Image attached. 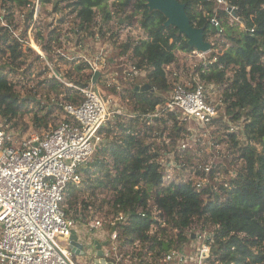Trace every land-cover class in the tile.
Wrapping results in <instances>:
<instances>
[{"label": "trees", "instance_id": "trees-1", "mask_svg": "<svg viewBox=\"0 0 264 264\" xmlns=\"http://www.w3.org/2000/svg\"><path fill=\"white\" fill-rule=\"evenodd\" d=\"M109 1L37 0V3L40 6L51 5L54 12L60 11L59 4L64 3L63 8L69 10L67 16L73 18L80 33L98 24L96 12L103 15L104 23L109 22L112 16L108 11ZM112 1L118 13H128V16L120 18L123 24H118L126 27L138 25L144 36L138 41L134 39L132 43H125L113 59L116 63L113 67L120 64L123 50L130 51L129 59L139 71L145 72V84L149 85L150 90L134 91L136 86L126 85L128 82L121 80V70H117L122 90L125 87L124 91L129 92V98L134 102L133 114L139 117L120 123L121 116L115 115L113 125L101 130L105 136L103 143L96 148L92 162L85 169H80L82 184H70L67 187L63 202L65 216L68 218L69 209L78 203L81 193L90 192L93 195L95 190L104 189L110 193V199L103 200L100 208L107 205L109 213L128 214L127 221L119 230V239L127 245L135 241L143 244L162 243L167 239L164 235L166 230L163 229L161 241L157 236H148V231L155 223L149 215L151 206H154L163 212L165 224L178 230L177 236L180 239L187 237L188 231H193L195 227H214L210 259L212 264H264V0H223L234 9V18L240 23L233 20L230 22V15L216 7L214 0H181L191 26L203 29L206 41L212 36L225 41L222 43L223 51L210 55V60L216 58V62L208 64L205 69L199 66L196 72L202 81L223 90L225 115L234 123L244 121L242 132L245 141L242 145L238 147L235 137L229 136L243 162L235 171V183L226 190L222 189L224 200L209 189L196 192L190 184L161 187L162 174L154 161L161 151L165 153L166 150L151 153V148L156 147L154 141L158 136L151 132L160 128L161 131L168 129L170 123V146L175 161H178L177 140L181 134H187L188 125L177 120L172 113L163 114L160 118L144 117L167 100L170 91L165 67L175 63V52L193 53L195 49L188 45L186 37L178 29L165 26V16L157 10H149L145 0ZM0 8L6 13V22L12 21L17 10L29 8L27 21L30 22L34 5H31L30 0H0ZM214 14L219 21L218 27L210 22ZM242 24L243 28L240 29L239 25ZM28 27L29 24L24 27L23 37ZM48 36L43 51L48 61H52V40ZM0 40L3 43L0 45V53L8 54L7 66L12 70L11 64L15 65V61L22 57L20 44L23 38L8 41L7 33H4L0 35ZM4 67L0 68V116L10 121L20 115L21 97L8 81ZM47 84L53 92L61 89L63 100H69L70 104L78 105L82 100L72 99L73 90L56 79H50ZM74 85L78 88L88 87V83L74 82ZM115 130H119V134L112 137V134H116ZM254 142L261 144V151L252 145ZM185 161L188 162L187 158ZM65 205L68 206L67 210L64 209ZM81 205L82 212L87 211L89 203L82 202ZM142 211L147 212L145 217L141 216ZM161 243L160 250L163 252L165 249ZM172 243V240H168L169 247Z\"/></svg>", "mask_w": 264, "mask_h": 264}, {"label": "built area", "instance_id": "built-area-1", "mask_svg": "<svg viewBox=\"0 0 264 264\" xmlns=\"http://www.w3.org/2000/svg\"><path fill=\"white\" fill-rule=\"evenodd\" d=\"M214 1L216 7H222L230 15L227 11L229 6L223 0ZM232 20L240 23L230 15ZM210 22L215 27L219 26L216 14ZM131 29L127 27L124 30ZM141 34L143 36L142 31ZM140 39L136 38V41ZM200 56L204 58V54ZM119 60L120 64L116 67L121 70L124 83L143 74L129 57ZM212 62H216V58L208 63L203 61L199 66L205 69ZM97 71H100L98 67L91 68L92 75ZM100 73L98 79L107 81L104 83L105 90L122 91L117 71L106 69ZM98 83L97 80L93 85L90 80L86 88L75 87L82 94L81 102L64 105L63 111L68 119L42 137L33 134L27 141L16 144L0 123V264H75L70 256L74 254L69 240L72 234L77 236L76 243L82 246L80 256L87 264H93L95 258L94 240L107 242L101 250L103 258L112 264H152L154 259L156 264H207L211 259L214 227H195L193 231H188V241L177 243L178 230L169 228L163 212L154 206H151L149 215L155 223L148 236H157L161 241L163 229L167 239L162 243L135 241L130 245L134 247V255L122 252L127 243L119 239L120 226L127 221L128 214L118 213L106 220L95 217L80 227L65 216L63 202L67 187L82 184L80 169H85L92 162L96 148L103 143L101 130L113 122L115 115L127 119L139 117L109 111V101L101 95ZM188 84L174 83L164 105L157 106L153 113L144 116L151 119L172 113L177 120L188 125L187 134H181L177 140L179 160L175 161L172 151H161L154 161L162 174L161 187L190 184L196 192L209 189L224 200L223 190L230 188L237 179L235 163L238 168L243 162L234 141L239 143L238 147L245 141L242 132L244 121L234 123L225 115L223 90L202 81L196 71ZM204 130L207 131L205 141L200 134ZM230 135L235 137L234 141ZM200 141L204 145H200ZM192 147L194 150L191 153ZM198 148L201 151L204 148L203 157L198 154ZM191 157L202 159V163L198 160L197 164L191 165ZM213 158L216 160L212 161ZM213 170L214 174L210 175ZM175 171L183 176H176L179 174ZM166 176L171 180L168 183L164 179ZM146 215L147 212H141L142 217ZM168 240L173 242L170 247ZM62 242H66L70 251L60 245ZM159 243L166 250L161 252ZM143 246L144 250L140 249ZM86 253H90V258H86Z\"/></svg>", "mask_w": 264, "mask_h": 264}, {"label": "rangeland", "instance_id": "rangeland-1", "mask_svg": "<svg viewBox=\"0 0 264 264\" xmlns=\"http://www.w3.org/2000/svg\"><path fill=\"white\" fill-rule=\"evenodd\" d=\"M30 1L31 5H34L30 22L27 21V12L29 8L17 10L11 18V22L5 21L4 15H6V13L0 8V35L7 33L8 41L20 37L23 38V42L20 44L22 57L15 61V65L11 64L12 70L7 66L9 65L8 54L3 52L0 53V68L5 65L4 73L8 81L13 85L15 91L21 97L20 115L10 121L2 119L0 116L2 128L6 134L11 135V139L16 144L27 141L33 134L42 137L61 122H64L67 118L63 111V106L71 102L69 100H63L64 95L61 89L56 92L51 91L47 81L56 79L66 88L73 90L71 94L72 99L76 100V98H81L82 94L75 89L76 86L74 82L89 83L91 68L93 67H98L103 73L106 69L107 71L116 72L118 67H113L116 64L113 62V59L121 52L122 46L125 43H132V40L136 38L144 37L141 34L142 30L137 28L138 25L137 27L133 26L131 30L126 32L124 30L126 26H120L118 24L121 21L120 18H124L125 15L128 16V13H118L113 4L114 1L112 0L108 2V11L112 15L109 22L104 23L102 21L103 15L100 12H96V21L98 24L96 23L89 31L80 33L73 18L67 16L69 10L63 8L65 5L64 3L59 4L60 11L54 12L51 5L40 6L37 0ZM216 11H218L217 8ZM27 24H29V27L23 37L22 32ZM239 28L242 29L243 24L239 25ZM47 36L48 38L51 37L52 40L50 44L52 61H48L45 51H43ZM207 41L211 45V49L207 53H198L197 51L193 53L175 52V63L165 67L169 88L168 91L171 90L174 83L189 85L188 83H191L197 67L203 61L208 63L211 53L224 50L222 43L225 41L217 36L209 37ZM2 44L0 40V45ZM100 53H102V57ZM200 54H204V58H202ZM82 57L85 59H82ZM120 57H130V51L125 52L123 50ZM262 63L264 64V59ZM78 67L81 68V70H79ZM100 71L97 72L100 73ZM144 75L145 72L126 85L140 86L145 83L146 79L143 78ZM103 77L104 76L101 78ZM98 82V86L102 92L101 95L109 101V111L113 112V114L117 111H119L120 114L127 115L135 113L133 112L134 102L130 100L129 92L124 91L125 87H123L122 91L121 89L108 91L104 89V83L107 81L104 82L101 79ZM164 93L165 92H163V94ZM165 114L167 115L168 113ZM158 118H160V116ZM123 119H127V117H120V123L126 121ZM108 125H113V122H110ZM171 129L172 126L169 123L168 129H163L161 131L160 128L159 130H153L151 132L153 135H158L154 141L156 147L151 148L153 150L151 152L152 154L154 152L156 153L157 150V152H160L164 149L168 153L173 150L170 146L172 139L168 136L169 133L172 134ZM115 133L116 134H112V137L118 135L119 130H115ZM206 133V130L200 133L204 141ZM103 137H105L104 133ZM159 137L161 140H159ZM200 143V145H204L203 141H200ZM252 145L256 147L257 151H261L262 146L259 142H254ZM193 150L194 148L192 147L191 153ZM203 153L205 154L204 148H202V151L198 148V154L203 157ZM161 158L164 159V156ZM198 160H201L202 163V159L191 157V165L197 164ZM215 160L214 158L212 159V161ZM235 168L237 169L236 163ZM175 173L179 174L176 176H183V174L179 172L175 171ZM169 177L172 179L171 175H169ZM164 179L166 183L171 181L167 176ZM109 199L110 193L104 189L95 190L93 195H91L90 192L81 193L78 203L73 206L72 209H69V221L76 223L77 226L80 227L81 224L95 217L103 218L104 220L113 217L115 214L108 212L109 207L107 205H103V207L100 208V203L103 202V200ZM82 202L89 203L87 211L85 212H82ZM67 208L68 206L65 205L64 209L67 210ZM207 230L210 232L211 228L208 227ZM150 235H152V233H150ZM176 241L177 243L178 241H188V238L182 237L181 239L178 238ZM60 245L64 249L70 251L66 242H62ZM144 247L145 246L140 247V249L144 250ZM134 251V247L127 245L122 252L134 255L136 253ZM254 251L258 252V250L255 249ZM84 255L87 256L86 258H90V253ZM70 256L75 264H87V262H84L83 256L74 254H70ZM152 264H156V259L153 260ZM207 264H212V262L209 261Z\"/></svg>", "mask_w": 264, "mask_h": 264}, {"label": "water", "instance_id": "water-1", "mask_svg": "<svg viewBox=\"0 0 264 264\" xmlns=\"http://www.w3.org/2000/svg\"><path fill=\"white\" fill-rule=\"evenodd\" d=\"M149 10H157L162 13L167 19L165 26H174L178 29L179 33L184 35L187 39V43L190 47H193L198 53H207L211 49V45L204 39L203 29L194 28L191 26L190 21L185 13V5L178 0H145ZM227 11L232 17L235 16L234 9L228 7ZM100 76L99 72H95L92 76L91 83L95 85ZM150 90L149 85L143 84L142 86H136L134 91L146 92ZM264 142V138H263ZM71 252L75 255H82V246L76 243L77 236L72 234L70 236ZM107 242L100 243L98 240H94L92 248L95 250V258L93 264H112L107 262L103 258L102 247H106ZM166 250V248H164Z\"/></svg>", "mask_w": 264, "mask_h": 264}, {"label": "crops", "instance_id": "crops-1", "mask_svg": "<svg viewBox=\"0 0 264 264\" xmlns=\"http://www.w3.org/2000/svg\"><path fill=\"white\" fill-rule=\"evenodd\" d=\"M120 24H123V22L121 21ZM126 28H127V27H126ZM126 28H125V29H126ZM175 56H176V55H175ZM169 66H171V65H169ZM166 67H167V66H166ZM140 76H141V75H140ZM143 78H144V77H143ZM143 84H145V83H143ZM143 84H141L140 86H142Z\"/></svg>", "mask_w": 264, "mask_h": 264}]
</instances>
